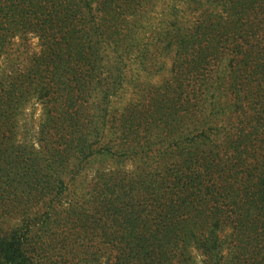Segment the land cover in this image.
<instances>
[{
  "label": "trees",
  "instance_id": "trees-1",
  "mask_svg": "<svg viewBox=\"0 0 264 264\" xmlns=\"http://www.w3.org/2000/svg\"><path fill=\"white\" fill-rule=\"evenodd\" d=\"M160 1L0 0V264H264V0Z\"/></svg>",
  "mask_w": 264,
  "mask_h": 264
},
{
  "label": "rangeland",
  "instance_id": "rangeland-1",
  "mask_svg": "<svg viewBox=\"0 0 264 264\" xmlns=\"http://www.w3.org/2000/svg\"><path fill=\"white\" fill-rule=\"evenodd\" d=\"M199 14V13H198ZM198 14L194 13L192 9H186L185 5L174 4L170 0H161L155 11L151 13V28H156L157 26L166 27L169 22L176 20L180 26L189 27L191 26L198 16ZM150 28V27H148ZM26 51L28 55H32L38 53L39 47L37 45V39L30 38L27 43ZM170 67L171 61H165V68L160 73L152 75L150 77L147 76V73L143 72L137 65H131L128 69V78L130 75L134 76L140 82H145L146 86L149 84L152 87H158L161 83L170 77ZM128 90L123 94L118 100H115V105L117 107L122 104V106L126 105L128 102L138 100V93L136 89L129 84ZM146 88V87H145ZM152 92V91H151ZM140 98V97H139ZM17 140L21 144H28L30 142H36L35 138L37 136V131L40 124L41 119V105L39 102L31 101L26 104L21 115L17 117ZM99 168V166L95 165V171ZM92 173H89L87 176L83 177V180H90ZM2 226L4 230H7L9 223L2 222ZM59 237L67 236L69 239L71 237L66 234H59ZM54 238V237H53ZM55 243H57V239L54 238ZM71 258V257H70ZM43 264H59L60 262V253L57 251L51 252L49 260L42 259ZM65 261H69L68 258H64ZM75 262H69L68 264H74Z\"/></svg>",
  "mask_w": 264,
  "mask_h": 264
}]
</instances>
